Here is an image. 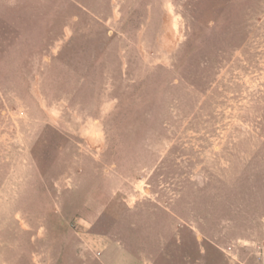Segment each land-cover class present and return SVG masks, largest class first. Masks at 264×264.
<instances>
[{
	"label": "rangeland",
	"instance_id": "obj_1",
	"mask_svg": "<svg viewBox=\"0 0 264 264\" xmlns=\"http://www.w3.org/2000/svg\"><path fill=\"white\" fill-rule=\"evenodd\" d=\"M0 264H264V0H0Z\"/></svg>",
	"mask_w": 264,
	"mask_h": 264
}]
</instances>
